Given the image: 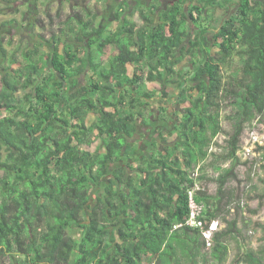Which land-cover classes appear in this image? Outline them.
I'll list each match as a JSON object with an SVG mask.
<instances>
[{
    "label": "trees",
    "instance_id": "obj_1",
    "mask_svg": "<svg viewBox=\"0 0 264 264\" xmlns=\"http://www.w3.org/2000/svg\"><path fill=\"white\" fill-rule=\"evenodd\" d=\"M168 1L121 0L115 29L75 12L48 47L37 43L4 57L0 264L88 263L76 236L87 214L117 234L92 264L226 263L229 240L240 231L236 219L219 215L225 187L238 180L246 129L257 120L264 125V1ZM235 8L225 19L216 15ZM110 47L116 52L108 55ZM158 82L176 89L180 116L172 124L146 116L158 96L147 85ZM224 109L232 112L231 133ZM159 125L165 130L155 134ZM140 126L149 128L147 152L134 141ZM227 134L224 151L215 152ZM208 168L219 174L217 197L199 190L196 200L208 218L227 223L209 258L198 230H174L190 213L188 190ZM259 198L261 207L264 191ZM241 262L264 264L254 250Z\"/></svg>",
    "mask_w": 264,
    "mask_h": 264
},
{
    "label": "rangeland",
    "instance_id": "obj_2",
    "mask_svg": "<svg viewBox=\"0 0 264 264\" xmlns=\"http://www.w3.org/2000/svg\"><path fill=\"white\" fill-rule=\"evenodd\" d=\"M121 0H0V70L5 56H11L16 53L20 54V48H33L34 44L45 43L48 47L49 40L56 32L60 33L65 20L74 15L75 12L86 11L91 16H96L97 24H107L108 29H115L118 21L115 19L114 12L119 6ZM163 7L170 2L161 0ZM235 10L226 12H216V15L227 18L234 14ZM45 11H48L51 17H47ZM138 20V17L134 18ZM213 32L210 31L208 36L213 40ZM42 35L45 39H42ZM5 48L6 54L2 48ZM19 49V51H18ZM217 48H213V53ZM115 48L110 47L106 53L108 55L115 53ZM191 64L187 59L181 66L180 70L186 73L188 66ZM230 70V68H229ZM226 71V69H225ZM226 73V72H225ZM89 77L84 76L81 79V85L87 84ZM149 89H155L158 96L150 104L146 116L152 114L153 118L163 117L175 122L180 116L179 106L177 105L176 89L161 82L148 84ZM167 91L168 97H161L163 91ZM223 125L227 133L232 132L230 116L231 109H224L222 113ZM89 124L94 122L90 117ZM160 122V121H159ZM170 124V125H171ZM173 128L172 126H170ZM149 128L140 126L139 134L134 141L139 143L144 151H149L150 147L146 144L150 139V134H146ZM165 130L161 125L156 131ZM227 135H221L217 139V144L213 146L216 152H223L226 146ZM264 146V125L260 121H255L250 125L242 139L241 150L239 152L240 165L237 169L238 180L229 181L225 187V194L222 198L219 215L227 221H238V230L240 234L229 240L230 252L225 264H245L241 262V257L246 250H254L258 256L263 258L264 263V203L259 207L260 196L264 191V150L259 147ZM104 151V150H103ZM229 165H225L227 168ZM199 174V172H198ZM206 179L199 180L198 185L202 192L208 195L216 196L218 192L217 178L218 173L213 168H208L205 173ZM215 205H213V208ZM87 222L86 228L82 232H77L76 236L82 238V248L88 252L87 262L92 264L98 258L104 257L109 250L112 242L117 238L116 230L112 225L89 219L85 215ZM220 230L227 227V223L218 219ZM210 257V251L204 252ZM209 264V262H208Z\"/></svg>",
    "mask_w": 264,
    "mask_h": 264
},
{
    "label": "built area",
    "instance_id": "obj_3",
    "mask_svg": "<svg viewBox=\"0 0 264 264\" xmlns=\"http://www.w3.org/2000/svg\"><path fill=\"white\" fill-rule=\"evenodd\" d=\"M200 190L198 184L195 188L188 190V205L190 213L187 220L174 227L177 230L182 227H188L200 232L203 240L206 243V249L211 250L214 246V238L218 231H220V222L217 219H210L207 216L206 207L196 200V192Z\"/></svg>",
    "mask_w": 264,
    "mask_h": 264
},
{
    "label": "flooded vegetation",
    "instance_id": "obj_4",
    "mask_svg": "<svg viewBox=\"0 0 264 264\" xmlns=\"http://www.w3.org/2000/svg\"><path fill=\"white\" fill-rule=\"evenodd\" d=\"M262 1H264V0H262ZM237 7V6H236ZM225 19V18H224Z\"/></svg>",
    "mask_w": 264,
    "mask_h": 264
},
{
    "label": "clouds",
    "instance_id": "obj_5",
    "mask_svg": "<svg viewBox=\"0 0 264 264\" xmlns=\"http://www.w3.org/2000/svg\"><path fill=\"white\" fill-rule=\"evenodd\" d=\"M218 220V219H217ZM219 221V220H218Z\"/></svg>",
    "mask_w": 264,
    "mask_h": 264
}]
</instances>
